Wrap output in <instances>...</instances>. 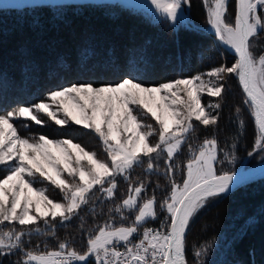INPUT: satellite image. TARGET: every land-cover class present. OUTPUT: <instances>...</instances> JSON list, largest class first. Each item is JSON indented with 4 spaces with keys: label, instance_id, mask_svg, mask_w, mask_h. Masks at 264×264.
Here are the masks:
<instances>
[{
    "label": "snow or ice",
    "instance_id": "1",
    "mask_svg": "<svg viewBox=\"0 0 264 264\" xmlns=\"http://www.w3.org/2000/svg\"><path fill=\"white\" fill-rule=\"evenodd\" d=\"M149 3L174 29L183 24L184 6H191V0H149ZM202 3L207 24L217 39L234 52L236 60L230 67L221 64L189 78L153 86H146L131 75L100 86L72 83L50 91L45 99L30 106L0 114V165L7 170L0 178V225L7 222L22 226L19 231L15 227L0 228V255L6 254L5 250H19L23 253L20 264H90V261L92 264H188L185 240L192 219L213 199L230 193L248 178L242 172L237 180L236 173L218 170L217 164L233 163L235 155L219 149L213 137L205 139L198 149L188 145L190 158L182 169V184L172 179L180 167H174L172 160L186 143L188 134L195 131L193 120L205 127L218 124L221 103L209 102L205 106L202 94L222 99L225 92L222 81L228 75L238 78L245 94L243 103L255 126L252 148L247 155L264 154V50L258 55L252 50L255 38L264 32V0H235L232 22L227 19L228 0H202ZM58 111L63 113V118H57ZM235 111L242 128L241 109L237 107ZM144 113L150 114L159 125L158 141L154 144L150 138L157 135V129L143 122ZM39 114H45L58 126L72 122L92 130L111 163L71 139L39 135L30 141L21 137L13 121L25 119L43 125L45 121ZM49 147L57 149L58 154L50 152ZM220 151L223 159L218 155ZM162 153L167 155L165 175L171 187L160 204L167 215L159 228L144 227L140 233L144 223L157 218L156 199L142 198L146 185L140 182L129 184L127 196L109 209L122 220L128 219L124 215L126 211L135 212L129 226L113 227L110 222L100 225L95 235L88 236L83 251L70 248L66 240L60 241L54 251L40 254L24 251L23 237L41 233L40 221L50 234L52 221L57 218L61 224L70 221L88 203L95 186H100L99 190L111 199L117 189V176L128 180L130 170L143 163L145 157L147 171L152 172L158 168L154 160ZM261 159L264 160V155ZM83 160L87 161L86 165ZM44 181L63 193L64 202L51 199L46 187H34ZM32 225L36 227H28ZM207 247L201 246L194 252L196 264H203L200 258Z\"/></svg>",
    "mask_w": 264,
    "mask_h": 264
},
{
    "label": "trees",
    "instance_id": "2",
    "mask_svg": "<svg viewBox=\"0 0 264 264\" xmlns=\"http://www.w3.org/2000/svg\"><path fill=\"white\" fill-rule=\"evenodd\" d=\"M227 11L234 18L235 0H228ZM189 14L197 29L207 26L202 0H191ZM259 39L261 50L264 32ZM235 60L215 43L211 34L183 24L174 29L163 18L154 19L118 2L0 8V114L30 106L45 99L50 91L72 83L100 86L131 75L144 85L153 86L189 78L221 64L230 67ZM222 83L225 84L223 98H216L221 103L218 124L205 127L193 121L195 131L188 134L186 143L172 160L174 167L180 165L172 177L176 183L183 180L182 169L190 158L189 144L198 149L205 139L214 137L219 149L235 155L233 163L217 164L218 170L231 172L238 170L251 151L255 126L243 103L244 94L233 75H228ZM237 107L241 109L239 119L244 121L242 128ZM42 120L43 125L22 120L15 121V125L21 137L32 139L45 135L49 139H71L95 152L101 160L106 156L101 141L91 130L74 124L60 128L47 117ZM218 155L223 159V151ZM258 156L253 158L257 161ZM143 159V163L130 170L128 180L116 177L113 198H107L100 186H95L88 203L70 221L63 224L59 218L52 221L50 234L40 221L41 233L23 237L24 251L32 250L35 254L54 251L64 240L70 248L83 251L88 236L95 235L100 225L110 222L113 227L129 226L135 212L126 211L124 215L128 219L122 220L109 209L127 196L129 184L140 182L146 185L142 198L156 199L157 218L145 225L159 227L165 217L160 204L171 187L165 175L166 156L161 154L154 160L158 168L152 172L147 171V158ZM4 175L0 168V178ZM39 187H46L51 199L63 201L62 194L49 182L44 181ZM13 227L22 230L18 223L0 225L4 230ZM23 230L27 232L28 228ZM201 246H208L200 258L203 264H264V178L213 199L192 219L185 240L188 264H196L194 252ZM5 251L6 254L0 255V264H20L21 251Z\"/></svg>",
    "mask_w": 264,
    "mask_h": 264
},
{
    "label": "rangeland",
    "instance_id": "3",
    "mask_svg": "<svg viewBox=\"0 0 264 264\" xmlns=\"http://www.w3.org/2000/svg\"><path fill=\"white\" fill-rule=\"evenodd\" d=\"M53 1H56V0H0V8H6V7H23V6H25V5H35V4H42V3H54ZM65 1H68V2H70V3H73V2H84V1H86V0H65ZM90 1H93V2H97L98 0H90ZM114 2L116 1V2H118V3H120V4H122V5H124V6H127V7H132V8H134V9H137V10H141V11H143V12H145V13H147L148 15H150L152 18H154V19H159V18H162V17H160L159 16V14H157L156 12H155V10H154V8H152V6L150 5V3H149V0H113ZM203 4V3H202ZM204 6V5H203ZM262 12H264V10H262ZM183 16H184V21H183V25H185L186 27H188V28H191V29H194V30H198V31H201V32H204V33H208V34H210L209 33V31H210V26L207 24V26L206 27H199L198 29L196 28V24L194 23V21L191 19V17H190V14H189V7L186 5V6H184V8H183ZM227 19L229 20V22H232L233 20H234V18H232V16H230L229 14H228V11H227ZM170 23V22H169ZM171 24V23H170ZM196 28V29H195ZM262 33V32H261ZM260 33V34H261ZM212 35V34H211ZM213 36V38H214V41H215V43L217 44V45H219L221 48H222V46L219 44V42H217V39H216V37H215V35H212ZM260 42H261V39H259L258 41H257V38H255V40H254V44H253V52L254 53H256L257 55L259 54V52L261 51V50H264V48L263 49H259V46H260ZM223 50H225L224 48H222ZM226 51V50H225ZM227 52V51H226ZM230 54V53H229ZM235 57V56H234ZM236 58V57H235ZM235 78H236V76L235 75H233ZM205 79H207V77H205ZM237 79V78H236ZM209 102H212V103H215L216 102V97H209V96H207L206 95V93H204V94H202V104H204L205 106L209 103ZM133 107H135V106H133ZM53 110H56V106H53ZM138 112H143V110H141V109H138L137 110ZM40 115V118L41 119H44V118H46L47 116L45 115V114H39ZM48 118V117H47ZM57 118H63V113L62 112H60V111H58L57 112ZM49 119V118H48ZM141 119L143 120V122L144 123H150V124H152L156 129H157V135L156 136H154V137H151L150 138V141H151V143H156L157 141H158V128H159V125H157L156 124V121L154 120V119H152V117H151V115L150 114H146V113H144L142 116H141ZM17 120H22L23 122H27V121H30V120H25V119H16V120H14L13 121V123H14V126L16 127V125H15V121H17ZM52 121V120H51ZM194 121V120H193ZM30 122H32V121H30ZM53 122V121H52ZM32 123H34V122H32ZM54 123V122H53ZM55 124V123H54ZM70 124H74V123H72V122H69L67 125H65V126H59L60 128H65V127H67V126H69ZM74 125H76V124H74ZM58 126V125H57ZM78 126H81V125H78ZM82 127V126H81ZM90 130V129H89ZM92 131V130H91ZM93 132V131H92ZM19 134V133H18ZM20 135V134H19ZM96 135V134H95ZM97 136V135H96ZM98 137V136H97ZM30 141H31V139H30ZM103 146V145H102ZM50 152H52L53 154H58V150L57 149H55V148H51V147H49V149H48ZM69 151L70 152H73L74 150H71V149H69ZM103 152H105L104 151V146H103ZM105 154H106V156L103 158V160H106L108 163H111V161L108 159V157H107V153L105 152ZM162 154H164L165 156H166V159H167V155H166V153H162ZM261 155H264V154H259V156H258V160L256 161V159L255 158H253L254 156H252V157H249V156H247V157H245L241 162H240V164L238 165V170L239 169H242V170H250V169H253V168H255V167H257L258 165H260V164H258L262 159H261ZM255 159V160H254ZM74 161H75V155H73V163H74ZM82 163L83 164H87V161L86 160H83L82 161ZM0 168H3V173H5V175L7 174V170L4 168V166L3 165H0ZM61 168H62V166H61ZM38 175V174H37ZM63 175H64V177L65 178H67L70 182H73L72 180H71V178L70 177H67V173H63ZM48 182V181H47ZM75 182H78V178H77V181H75ZM177 184H182V182H178ZM39 185H40V183H37V184H35L34 185V187H36V188H41V187H39ZM52 186H54V185H52ZM98 186V185H97ZM108 185H106V187H107ZM54 188L55 189H58V188H56L55 186H54ZM59 190V189H58ZM59 192H60V190H59ZM60 194H62V196H63V193H61L60 192ZM61 202H64V201H61ZM31 214H35V212H34V209L32 210V212H31ZM165 216L167 215V213L165 212V214H164ZM149 220H152V219H149ZM5 224H8L7 222H5L3 225H5ZM144 227H146V225H145V223L141 226V228H140V231L141 232H143V228ZM148 227V226H147ZM151 227H153V226H151ZM160 227V226H159ZM158 227V228H159ZM149 228H150V226H149ZM33 264H36V262H33ZM74 264H75V262H74Z\"/></svg>",
    "mask_w": 264,
    "mask_h": 264
},
{
    "label": "water",
    "instance_id": "4",
    "mask_svg": "<svg viewBox=\"0 0 264 264\" xmlns=\"http://www.w3.org/2000/svg\"><path fill=\"white\" fill-rule=\"evenodd\" d=\"M209 33L212 34V35H214L211 30L209 31ZM222 48H223V46H222ZM227 52L230 53L231 55L235 56L232 52H230V51H227ZM237 80H238V78H237ZM238 83H239V81H238ZM239 86H240V84H239ZM240 88H241V86H240ZM241 90H242V88H241ZM242 172L243 173H246L248 175V178L242 184H240L237 188H235L234 190H236V189H238L240 187L249 185L251 183H254L256 181H259L262 178H264V162H262L260 165H258L257 167H255L253 169H250V170H242V169H239V170L235 171L234 173H236L237 180H239L240 174ZM227 194H229V193H227ZM227 194H223V195H227Z\"/></svg>",
    "mask_w": 264,
    "mask_h": 264
},
{
    "label": "crops",
    "instance_id": "5",
    "mask_svg": "<svg viewBox=\"0 0 264 264\" xmlns=\"http://www.w3.org/2000/svg\"><path fill=\"white\" fill-rule=\"evenodd\" d=\"M54 3H48V4H60V3H70L68 1H65V0H56V1H53ZM84 2H93V1H90V0H86ZM104 2H108V3H112L114 2L113 0H98L97 2H93V3H104ZM116 2V1H115ZM73 3H82V2H73Z\"/></svg>",
    "mask_w": 264,
    "mask_h": 264
},
{
    "label": "bare ground",
    "instance_id": "6",
    "mask_svg": "<svg viewBox=\"0 0 264 264\" xmlns=\"http://www.w3.org/2000/svg\"><path fill=\"white\" fill-rule=\"evenodd\" d=\"M211 30V29H210ZM212 31V30H211ZM213 32V31H212ZM213 34H214V32H213ZM215 35V34H214ZM216 37V36H215ZM216 39H217V37H216ZM217 42H219V44L221 45V46H223V48L225 49V50H227V51H230V52H232L233 54H234V52L232 51V50H230V48L227 46V45H225L224 43H222L221 41H219L218 39H217Z\"/></svg>",
    "mask_w": 264,
    "mask_h": 264
},
{
    "label": "built area",
    "instance_id": "7",
    "mask_svg": "<svg viewBox=\"0 0 264 264\" xmlns=\"http://www.w3.org/2000/svg\"><path fill=\"white\" fill-rule=\"evenodd\" d=\"M150 228H158V227H150ZM140 233H142L141 231H140ZM139 237L137 236V237H135V239H138ZM135 239H134V242H135Z\"/></svg>",
    "mask_w": 264,
    "mask_h": 264
}]
</instances>
